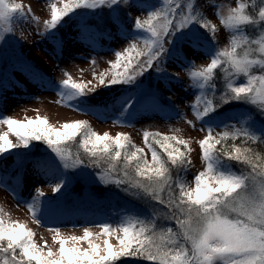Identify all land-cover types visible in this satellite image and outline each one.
I'll return each mask as SVG.
<instances>
[{"label": "snow or ice", "instance_id": "obj_1", "mask_svg": "<svg viewBox=\"0 0 264 264\" xmlns=\"http://www.w3.org/2000/svg\"><path fill=\"white\" fill-rule=\"evenodd\" d=\"M45 2L50 6V19L44 21V27L48 36H54L58 26L78 10L96 11L102 7L114 10L137 6L140 0ZM259 3V22L244 14L243 3L229 8L226 16L221 15L219 6L213 5L222 25L231 31L229 45L218 48L214 46L216 26L194 7L193 0H162L145 10V18H135L128 46L113 53L115 60L109 62L111 71L98 77L93 72L99 86L113 88L134 85L149 70L156 71L160 78L170 79L167 60L175 58L181 63L191 81L190 87L196 92L190 107L201 124L200 130L207 133L198 142L205 168L191 183L184 178L192 164L190 141L178 135L143 131L145 145L151 153L149 161L144 150L132 144L127 135H100L87 121L68 122L57 128L39 115L25 120L0 116V125L7 128L0 133V156L17 148L28 149L32 141L43 142L54 154L53 166H45L44 174L54 176L57 171L64 174L51 184L54 194L65 187L67 169L94 166L104 169L97 174L100 181L115 184L151 209L149 215L128 211L116 223L101 222L96 225L101 229L99 233L85 226L82 236L64 237L59 227L44 224V201L38 199L44 193L37 189L36 196L24 203L33 221L54 233L52 241L58 248L53 250L47 241L43 246L38 245L35 233L26 224L12 221L0 208V264H119L122 258H136L146 264H264V156L248 146L249 142L264 145V124L256 127L251 113L219 118L220 107L233 101L254 105L264 118V74H252L255 66L264 69V0ZM31 11V6L26 13L21 3L0 0V42L13 30L14 20L26 22ZM32 20L37 18L33 16ZM246 24L255 25L257 39L245 34L241 25ZM193 26L208 34L207 42L191 41L195 48H206L210 59L206 67L197 68L195 61L190 60L185 64L179 52L165 47V44L173 45L178 33ZM138 41L143 42V48H138ZM256 52L259 58H254ZM89 62L96 64L95 58ZM218 68L225 74L226 83L216 102ZM240 75L247 77L246 81L234 83L233 78ZM64 76L57 90V103L64 105L65 101L86 97L88 91L94 93L96 85L90 89L91 81L77 82L67 72ZM81 103L86 104L84 100ZM133 104L134 99L128 97L121 106V115L129 113ZM67 106L87 111L80 104ZM178 116L186 120L183 114ZM113 123L130 124L119 118ZM186 123L195 128L192 121ZM217 128L221 131L214 135ZM10 136L16 138L15 143ZM237 140L241 143H235ZM228 141L232 143L229 145ZM74 142L87 159L79 153L73 155L70 144ZM225 161L250 170L242 167L237 172ZM158 205L168 210L167 219L175 221V229L157 223L161 215ZM101 237L102 244L95 242ZM113 237L117 241L115 245L110 242ZM84 243L86 248L81 247Z\"/></svg>", "mask_w": 264, "mask_h": 264}, {"label": "rangeland", "instance_id": "obj_2", "mask_svg": "<svg viewBox=\"0 0 264 264\" xmlns=\"http://www.w3.org/2000/svg\"><path fill=\"white\" fill-rule=\"evenodd\" d=\"M9 2L21 3L26 13L31 6L32 11L26 22L15 19L13 30L7 32L4 40L0 42V116L25 120L35 119L39 115L46 117L49 123L57 128L68 122L87 121L91 129L100 135L105 133L112 137L118 133L127 135L132 144L144 150L149 161L151 153L145 145L143 131L178 135L189 140L192 149L190 154L192 164L184 178L191 183L193 177L204 170L205 164L201 160L198 142L207 133L200 130L201 124L193 115L190 105L194 103L196 92L190 87L191 81L179 61L175 58L167 60V76L170 79L160 78L156 71L149 70L138 77L134 85L107 88L99 86L97 79L93 77V72L98 77L102 72L111 71L109 62L115 60L113 53L128 46V37L132 35L135 18L137 16L145 18V10L155 7L162 0H140L137 6H122L114 10H109L108 7L96 11L78 10L58 26L54 36H48L44 27V21L50 19V6L45 0ZM193 3L194 7L216 26L214 46L218 48L229 45L231 31L222 25L213 5L219 6L221 15L226 16L229 8L238 7L243 3L246 5L244 14L252 16L259 22L258 8L261 5L257 0H193ZM33 16L37 20L33 21ZM241 28L243 31L247 29L249 37L258 38L259 33L254 31L255 25H241ZM194 39L207 42L208 34L203 29L193 26L183 33H178L173 45L165 44V47L179 52L185 58V64L190 60L195 61L197 68L206 67L210 63L206 48L193 47L191 41ZM137 46L143 48V42L138 41ZM253 56L259 58L260 54L256 52ZM92 58L96 60L95 65L89 62ZM64 72L70 74L77 82L91 81L90 89L96 85L94 93L88 91L86 97L65 101L64 105L57 103L59 83L66 78ZM216 73L217 80L221 79L225 86L226 78L221 68H218ZM252 74H264V69L255 66ZM108 78L110 79V76ZM246 79L247 77L240 75L233 78V82L239 84ZM136 86L145 88V97L148 98L142 102L135 101ZM128 97L134 99L133 108L129 113L121 115V106ZM81 100L86 104H82ZM68 104H80V107L86 108L87 111H77L68 107ZM249 107L248 113H251L256 127H260L264 124V118L252 105ZM241 111L224 110L219 112V118L224 120ZM178 113L183 114L186 120L192 121L195 128L186 123L185 119H181ZM257 115L259 118L254 120ZM117 118L129 121L130 124L113 123ZM176 129L180 131L176 132ZM5 131L6 126L0 125V133ZM220 131L219 128L215 129L214 135ZM10 139L13 143L16 142L14 136H10ZM238 142L241 143L240 140L235 143ZM227 143L230 145L232 141ZM248 146L256 149L259 147L262 150L264 147L252 142H249ZM33 153L31 147L28 149L21 147L0 156V208L4 209L12 221L26 224L35 233L34 239L38 245L43 246L44 241H47L53 250L58 248L52 241L54 233L47 227L35 223L24 203L36 196L37 189L44 193L43 197H38L44 201L42 205L44 224L59 227L64 237L82 236L85 226L91 227L94 233H99L101 229L96 226L97 224L104 221L116 223L126 212L133 211L131 203L118 195L119 191L114 188L115 184L100 181L97 178L100 172L90 171L85 167L72 168V174L66 171L65 187L61 192L54 194L51 184L64 174L57 171L54 176L45 175L44 167L53 166L54 156L40 157L41 155L33 156ZM225 163H230L237 172L242 167L250 170L232 161ZM107 185H114L108 189V193H112L114 198L95 196L91 190L94 186ZM37 210L40 211L39 208ZM166 215L164 218L168 220ZM168 221L170 225H175L174 220ZM102 240L103 237L95 242L102 244ZM110 242L114 245L117 243L114 237L110 238ZM81 247L86 248L87 244L84 243Z\"/></svg>", "mask_w": 264, "mask_h": 264}, {"label": "trees", "instance_id": "obj_3", "mask_svg": "<svg viewBox=\"0 0 264 264\" xmlns=\"http://www.w3.org/2000/svg\"><path fill=\"white\" fill-rule=\"evenodd\" d=\"M257 2H259V0H257ZM246 35L249 36L248 31L246 29V31H244ZM218 75V73H216V76ZM224 84L221 81V79L217 80V93H216V102H219V96L223 93L224 91ZM145 88H142L141 91L139 92V94L136 96V98H141L143 94H146V92L144 91ZM137 101V100H136ZM253 108H256L254 105H252ZM249 105L242 103V102H229L228 104H223L220 109L219 112H223L224 110H229V109H236L239 112L241 111V113H248V109H249ZM258 117V115L256 116V118L254 120H256ZM261 124V122H260ZM80 140V137H77V141ZM237 144H240L239 142ZM30 147L32 148L33 156H37V155H41L40 157H47V156H54L53 153H51L50 149L47 148V146L43 143V142H36V141H32ZM71 150L73 155L75 156L77 153H79V155L81 157H84L85 159H87V155L84 153L83 149L79 147L78 143H71L70 144ZM252 148H254L253 146H250ZM256 149V148H254ZM257 152L261 155L264 156V147L263 150L260 149L258 147V149H256ZM90 169V171H94V172H103L104 169L102 168H97L94 166H90L87 167ZM68 172V174H72V168L70 167L69 169L66 170ZM173 173L175 174V170H173ZM74 177V174H73ZM79 184V180L77 181ZM114 186V185H113ZM113 186H94L92 187V192L95 196L98 197H105V196H111L112 197V193H108V189L112 188ZM117 189L118 195L121 196V198L125 199V201H128L129 203H131V208H132V212L135 213H140L141 215H149L151 213V209L149 208V206L142 200L133 197L129 194H126L125 192L121 191L118 189V187L115 185V187ZM114 198V197H112ZM160 211H161V215L157 218V223L159 225L162 226H169L170 221L166 220L164 218V215H166L168 213V210L166 208H164L162 205H158L157 206ZM165 213V214H164ZM167 218V215H166ZM172 226V225H171ZM173 227L175 228V225H173ZM119 264H146L145 261L140 260V259H136V258H122V260L119 262Z\"/></svg>", "mask_w": 264, "mask_h": 264}]
</instances>
